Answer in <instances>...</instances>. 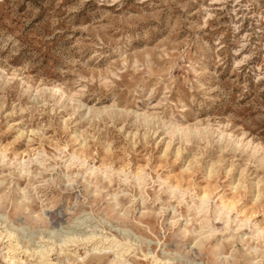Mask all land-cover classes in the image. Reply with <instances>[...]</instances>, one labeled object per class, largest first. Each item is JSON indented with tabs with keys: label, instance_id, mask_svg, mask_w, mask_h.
Returning a JSON list of instances; mask_svg holds the SVG:
<instances>
[{
	"label": "rangeland",
	"instance_id": "1",
	"mask_svg": "<svg viewBox=\"0 0 264 264\" xmlns=\"http://www.w3.org/2000/svg\"><path fill=\"white\" fill-rule=\"evenodd\" d=\"M207 126L226 147L227 133L264 141V0H0L1 233L35 229L22 243L30 247L61 242L52 233L65 230L119 240L183 217L181 232L203 229L221 237V255L259 264L264 169L246 167L251 153L234 145L221 154L219 136L197 132ZM204 194L209 206L198 211ZM6 239L0 264H10ZM55 250L52 264L84 254ZM18 251L21 264L35 263ZM144 255L122 253L150 264Z\"/></svg>",
	"mask_w": 264,
	"mask_h": 264
},
{
	"label": "snow or ice",
	"instance_id": "2",
	"mask_svg": "<svg viewBox=\"0 0 264 264\" xmlns=\"http://www.w3.org/2000/svg\"><path fill=\"white\" fill-rule=\"evenodd\" d=\"M56 91H59V89H56ZM165 91H167V89H165ZM73 95L75 96L77 93H73ZM149 103L151 105V101H149ZM156 107L159 109L160 106L158 105ZM111 110H116L115 103L111 106ZM137 118L139 119V116ZM153 119L157 122L164 121V117L160 115L154 116ZM197 123L199 125V122ZM225 127H230V125H225ZM197 132L201 134H209L210 139L215 136H219L221 142V154H226L229 151V147L232 145H234L238 151L244 149L245 151L251 153L246 167L251 166L253 160H255L259 167L264 169V141H261L259 145L253 147V141L248 140L246 134L236 135L234 137L231 133H227L226 136L229 147H226L225 134H221L219 129H216L213 132L211 126H207L203 130L198 127ZM246 140L247 147H245L243 143ZM69 185L75 186V181L69 180ZM59 187L64 188V190L67 191V186L61 184ZM81 191L83 190L81 189ZM206 199L207 194H205V197L202 198V202ZM118 209L119 206L117 205V210ZM118 214L125 219H130L136 215V213L129 214L125 212H118ZM183 220L184 218L181 217L179 221L173 219L169 222L167 216H164L161 221V226L155 233H153V231L149 228L147 230L148 234L140 237L128 230H124L122 233L117 234L120 236L119 240H117L115 236L109 237V239L115 242L117 248H126L129 255L134 254V251L140 252L141 250H146L147 255L143 256V260L150 261V264H236L231 256H224L220 254V236L213 238L212 233L209 232L205 234L203 229H201L199 233L181 232L179 226L183 223ZM5 222L7 223V221ZM141 227H143V225H141ZM34 235L35 229L30 232L28 229H17L15 225H11V231H7V239L9 242L15 240L21 244L24 240H31ZM54 235H56L58 239H65L66 241L74 243L77 249L83 247L84 254L82 256H78L75 264H89V257L100 250L98 246L95 245L97 237L94 234H82L79 237H71L69 231L65 230L60 233H54ZM162 235L164 237L171 235V239H161ZM125 237H130V240L125 239ZM258 237L264 240V231H260L258 233ZM4 239L5 234L0 233V241H4ZM213 243L216 244V248L209 253L211 258L206 261L204 258L206 250ZM153 248L156 249L155 252H153ZM112 250V248L105 249V251ZM61 255H64L63 251H61ZM71 255H77V252H72ZM137 258L139 259V257ZM119 259L121 264H129V261L125 260L123 256ZM58 264H65V262L61 260ZM239 264H243V262L241 261ZM259 264H264V259H262Z\"/></svg>",
	"mask_w": 264,
	"mask_h": 264
},
{
	"label": "bare ground",
	"instance_id": "3",
	"mask_svg": "<svg viewBox=\"0 0 264 264\" xmlns=\"http://www.w3.org/2000/svg\"><path fill=\"white\" fill-rule=\"evenodd\" d=\"M3 153V152H2ZM3 156H5V154H3ZM16 164V163H15ZM20 165V170L19 171H25V169L27 168L26 165H27V162L26 161H19L18 163ZM17 166V165H16ZM26 167V168H25ZM19 169V168H18ZM90 173H94V171L96 170L94 167H90L87 169ZM135 179L137 181H144V178L141 176V175H135L134 176ZM140 185V183H139ZM25 194V193H24ZM36 194V193H35ZM35 196V195H34ZM205 197V194L202 195L201 197H199V204L197 205L196 209L198 211L200 210H203V209H207V207L209 206L207 204L208 200L210 199V196L207 194V199L206 200H203L202 202V198ZM217 203V202H216ZM218 208L221 210V209H225L226 210V213H229L233 210V207L230 205V204H226L224 203L223 201H220L218 204H217ZM22 209H26V206L24 207H21ZM27 210V209H26ZM216 211V210H215ZM43 212V211H42ZM223 215V214H222ZM225 215V214H224ZM3 218H2V217ZM0 217L2 218L1 220H3L4 222L7 221L8 219V216L7 215H1ZM52 217V216H51ZM40 219V216L38 217ZM49 219H51L49 217ZM56 219V218H55ZM86 219V218H85ZM0 220V221H1ZM57 220V219H56ZM84 220V219H83ZM83 220H80V224H83ZM55 221V220H54ZM79 222V221H78ZM87 222V221H86ZM85 222V223H86ZM2 223V222H1ZM79 224V223H78ZM9 225H10V222H9ZM13 225V223H12ZM88 225V224H86ZM60 226V225H59ZM5 227V226H4ZM7 227V226H6ZM11 227V226H10ZM20 227V226H19ZM19 227L17 229H19ZM89 227V225H88ZM87 227V228H88ZM24 228V227H22ZM81 228V227H80ZM21 229V228H20ZM90 229V227H89ZM88 229V230H89ZM258 229V228H257ZM7 229H5L6 231ZM53 230L55 229H52L50 232H52ZM73 230V229H72ZM71 230V231H72ZM91 230V229H90ZM95 230V229H94ZM7 231H11L10 230H7ZM7 231L5 233V236L7 237ZM44 231V230H43ZM263 231V230H261ZM76 232V231H75ZM1 233V231H0ZM71 233V232H70ZM80 233V231H79ZM54 234V233H52ZM72 234V233H71ZM82 234H94L97 239L95 241V245L98 246V248L100 249L98 252L92 254L91 256H94L96 258H99L100 256L102 257L103 254H107V253H111L112 257L109 258L106 262V264H121V261H120V257L122 256V253H128L127 252V249L126 248H117L116 245H115V242L112 241L111 239L108 238L107 235H99L97 232H94V231H90L89 233H82ZM82 234H78L79 236H81ZM49 236H52V235H49ZM71 237H79V236H76V235H70ZM39 239H42V240H39ZM39 239H37V243L34 247H30L28 244L27 245H23L21 243H19L18 241H11L9 242L8 239H6L8 241V244L6 245V252L4 253L3 257L6 259V261L10 264H17L18 262L21 264L24 260L22 259V257L19 256V251L18 249L23 252V253H26L28 256L30 257H34L36 259L35 263L34 264H52L51 262V258H49V255H51V251L55 250V246H59V249H60V252L64 250V248L66 247H69L71 245H74L76 246L74 243H71L70 241H66L65 239H61V242H58L56 241L57 243H54L52 244L51 242H44L42 243L43 241V237H39ZM53 238H51V241H52ZM29 242V240H27ZM14 242V243H13ZM26 243V242H25ZM62 245H63V248H62ZM106 248H112L113 250L112 251H105ZM46 250V251H45ZM55 251H58V250H55ZM59 252V253H60ZM27 256V257H28ZM78 256H82V255H75V260L78 259ZM68 261V260H67ZM24 263V262H23ZM54 264V263H53Z\"/></svg>",
	"mask_w": 264,
	"mask_h": 264
}]
</instances>
